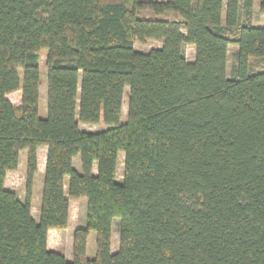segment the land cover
Returning <instances> with one entry per match:
<instances>
[{"label":"trees","instance_id":"trees-1","mask_svg":"<svg viewBox=\"0 0 264 264\" xmlns=\"http://www.w3.org/2000/svg\"><path fill=\"white\" fill-rule=\"evenodd\" d=\"M253 3L0 0V264H264V71L249 63L264 58V27L250 22ZM145 10L178 20L145 18ZM152 39L162 46L135 49ZM185 45L195 48L194 62ZM17 91L20 105L8 99ZM80 123L108 128L88 132ZM23 151L24 199L6 186ZM81 198L86 226L75 230L69 260L49 249V231L68 228L70 201Z\"/></svg>","mask_w":264,"mask_h":264},{"label":"rangeland","instance_id":"rangeland-1","mask_svg":"<svg viewBox=\"0 0 264 264\" xmlns=\"http://www.w3.org/2000/svg\"><path fill=\"white\" fill-rule=\"evenodd\" d=\"M105 2H112L115 0H102ZM261 0H254L252 7V15L250 17V22L257 27H264V15L260 11ZM142 17L145 18H157V19H166L169 21L178 20L176 16L172 13H167L164 15L156 16L152 11L145 10L140 13ZM247 20V15L245 10H241L240 22L243 23ZM225 24V21H224ZM229 34V33H228ZM162 43L157 40H148L145 44H140L139 42L135 43V49L140 52L147 53L155 48H160ZM237 47L231 46L229 48L228 54V65H227V74L228 77L233 76V68L235 65V53ZM184 53L186 59L189 62L195 61V48L191 45L184 46ZM46 59L47 52L44 50L41 52L40 68H41V98H40V116L46 118L47 116V68H46ZM250 68L254 72L264 71V58H251L249 60ZM22 98V91L14 92L8 95V99L14 105H20ZM127 115V92L125 93V99L123 104V120H126ZM107 126L99 125H86L80 123V129L88 132H100L106 130ZM47 148L43 147L38 150V174L35 180L34 186V197L32 201L33 205V215L36 220H38L41 209V199H42V190L43 182L45 176V167L47 160ZM124 155H120V167L118 174V181L122 180L123 174V165ZM74 166L77 170L81 171V161L80 158H77L74 162ZM94 172L97 173V168L95 167ZM26 174H27V151L21 152L19 168L15 172L8 174L6 186L7 188L14 190L18 195L24 199L26 193ZM87 219V201L86 198H81L78 200L70 201V221L69 226L65 230H59L58 232L49 234V249L52 251H57L65 255L69 260L73 259V236L74 232L78 228H83L86 226ZM118 221L114 222L113 226V239H112V250L117 252L119 249V228ZM87 254L90 258H94L96 255V233L92 232L88 239V248Z\"/></svg>","mask_w":264,"mask_h":264},{"label":"crops","instance_id":"crops-1","mask_svg":"<svg viewBox=\"0 0 264 264\" xmlns=\"http://www.w3.org/2000/svg\"><path fill=\"white\" fill-rule=\"evenodd\" d=\"M59 230L58 229H51L50 231H49V234H51L52 232L53 233H55V234H57L56 232H58ZM68 259V258H67Z\"/></svg>","mask_w":264,"mask_h":264}]
</instances>
